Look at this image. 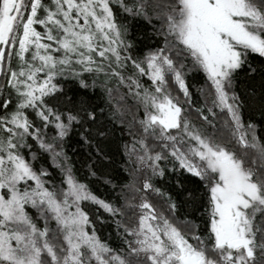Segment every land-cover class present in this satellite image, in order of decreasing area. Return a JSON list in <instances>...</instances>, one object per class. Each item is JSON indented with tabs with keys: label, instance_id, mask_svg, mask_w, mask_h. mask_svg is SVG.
Instances as JSON below:
<instances>
[{
	"label": "snow or ice",
	"instance_id": "snow-or-ice-1",
	"mask_svg": "<svg viewBox=\"0 0 264 264\" xmlns=\"http://www.w3.org/2000/svg\"><path fill=\"white\" fill-rule=\"evenodd\" d=\"M133 22L156 47H138ZM253 54L264 0H0V264H264ZM245 65L250 95L236 91ZM201 73L203 104L187 79Z\"/></svg>",
	"mask_w": 264,
	"mask_h": 264
},
{
	"label": "rangeland",
	"instance_id": "rangeland-1",
	"mask_svg": "<svg viewBox=\"0 0 264 264\" xmlns=\"http://www.w3.org/2000/svg\"><path fill=\"white\" fill-rule=\"evenodd\" d=\"M157 42V41H156ZM161 42V41H160ZM145 46H150L151 44V41L150 42H147V43H144ZM163 44V43H162ZM155 45H157V43H155ZM253 56H255V54H253ZM260 59H264V58H259L257 56H255L253 59H252V62L254 64H259L260 62ZM247 68V65H245L244 69H241L239 70V73H238V83H237V92L238 93H245V90H247V92L245 94H251V88L249 87L251 81H248L246 78H245V69ZM200 76H195V78H193V76H189L187 79H188V83H189V86H190V89H191V86L192 85H196L200 82V79L204 80V77H203V74H199ZM146 79V78H145ZM257 82L259 80V78L257 77ZM204 83H205V80H204ZM192 90V89H191ZM195 91V90H194ZM192 90V93H193V98L194 99H198L199 102L201 104H203V99L199 96V92H194ZM257 92H258V88H257ZM129 103H131V101H129ZM141 115H142V110H141ZM244 120H245V123H258L259 124V130H258V134L260 135H264V132L261 131V128L264 127V117L261 116L260 114V111L258 109V106L255 110H249V109H245L244 110ZM121 153H119L118 155H116L114 157L115 159V163L112 164L109 168H107L105 171L108 173V177L107 178H112L114 180H121L124 178V176L121 174V171H120V167H119V162L121 161ZM79 165H77L78 167ZM91 187L93 189V191L98 195L100 196L101 198H105L108 193L110 192V189L107 190V188L99 183L97 180H93L92 183H91ZM188 188H191L192 185H187ZM105 188V189H104ZM102 189L104 190L102 192ZM172 194L173 196L179 200V201H182L183 200V197L187 194L186 192L184 193H178L176 190H175V185L173 184L172 185ZM89 208L92 212H95L96 209L94 206H91L89 205ZM101 211V220H105V217H106V214H103L102 210ZM196 212H193L191 208L189 207H186V206H183L181 207V215L185 216V213H187V216L186 217H191V216H195L196 215ZM95 218V217H93ZM96 226H97V230H98V235H100L102 238H105L107 240H109L110 243H115V225L113 223H111L110 220H106V222L104 223H101L100 221H97L96 222ZM113 236V238H111Z\"/></svg>",
	"mask_w": 264,
	"mask_h": 264
},
{
	"label": "trees",
	"instance_id": "trees-1",
	"mask_svg": "<svg viewBox=\"0 0 264 264\" xmlns=\"http://www.w3.org/2000/svg\"><path fill=\"white\" fill-rule=\"evenodd\" d=\"M130 29H131V38L132 39H134V40H136V42H137V44H138V47L140 48V49H142V50H144V51H147L149 48H154V47H156L157 45H155V43H156V41H157V37H155V36H151V33H150V29H147V28H145V29H141V28H139L138 27V25L135 23V22H133L132 24H131V26H130ZM160 39V44H161V46H162V43H163V41H162V38H159ZM151 41V44H150V46H145V44L144 43H147V42H150ZM255 56H253V57H251V59H253ZM261 60V59H260ZM191 76V75H190ZM198 76H200V75H198ZM237 83H238V77H237V81H236V91H237ZM204 85V80H202V79H200V82L198 83V84H196V85H192L191 86V89L194 91V92H197V89L199 88V87H201V86H203ZM191 90V91H192ZM140 115H141V113H140ZM129 119H130V117H129ZM253 124H255L256 126H257V132H258V130H259V124L258 123H256V122H254ZM117 127H119V125H117ZM116 135L119 137L120 136V132L119 131H117V133H116ZM124 139H129L128 137H127V135H125V137H124ZM122 143V142H121ZM121 156L123 157V152H122V150H121ZM69 155H71V151H69ZM122 157H121V161L119 162V167H120V164L122 163ZM79 167V166H78ZM120 171H121V174L124 176V178L126 177V173H124L123 172V170L121 169V167H120ZM124 178L123 179H121V180H114V179H112V178H110V179H112L113 180V182H115V183H123L124 182ZM99 183H101V184H103L106 188H107V190L108 189H110V186H108V185H105L104 184V182H103V178H101L100 180H97ZM105 189V188H104ZM104 190L102 189V192H103ZM203 211V209L201 208V209H199L197 212H196V215L195 216H191V217H185V216H183V215H180V218L181 219H184V218H187V219H189V220H191V221H193L194 223H196V224H200L201 223V221H200V213ZM111 238H113V236L111 237Z\"/></svg>",
	"mask_w": 264,
	"mask_h": 264
}]
</instances>
